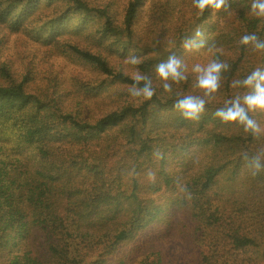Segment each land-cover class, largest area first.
Wrapping results in <instances>:
<instances>
[{"label": "trees", "instance_id": "16d2710c", "mask_svg": "<svg viewBox=\"0 0 264 264\" xmlns=\"http://www.w3.org/2000/svg\"><path fill=\"white\" fill-rule=\"evenodd\" d=\"M118 1L0 0V264H127L123 253L155 224L179 230L184 264H264V111L248 112L257 135L216 116L253 91L237 81L264 72V18L251 0L204 12L193 0H120L121 11ZM249 34L257 41L240 43ZM12 36L36 46L23 68L5 55ZM40 53L96 77L41 69ZM129 55L152 79L151 100L129 94ZM170 55L186 79L167 93L155 69ZM214 60L229 67L205 95L193 68ZM67 84L110 109L86 116L81 101L66 104ZM188 95L205 101L198 120L174 108ZM198 152L211 157L196 169ZM176 259L156 250L137 263Z\"/></svg>", "mask_w": 264, "mask_h": 264}, {"label": "clouds", "instance_id": "9594fccd", "mask_svg": "<svg viewBox=\"0 0 264 264\" xmlns=\"http://www.w3.org/2000/svg\"><path fill=\"white\" fill-rule=\"evenodd\" d=\"M228 0H193L194 6L201 12L208 8L220 10L225 8ZM251 13L258 18H264V0H251ZM202 33L197 31L196 35L200 36ZM257 41L255 34L244 35L240 43L249 44L250 42ZM185 48L190 47L189 43H185ZM257 49H264V43H256ZM125 62L136 67L135 73L131 79L133 83L129 86V94L132 97H143L146 100H151L156 95V89L153 87L152 79L149 75L142 73L139 70V65L142 59L135 55H129ZM185 65L182 60L175 55H170L166 62H161L156 66V73L158 78L163 81V91L167 93L172 92V81L179 84L182 80L186 79L184 74ZM228 64L219 60H214L206 67L197 64L193 71L198 73L197 86L204 90L205 95H211L217 92L220 88L221 74L228 70ZM143 82V87L140 84ZM237 84H242L246 88L253 89V91L243 96V104L239 96L230 101L231 107L226 110H218L216 116L220 117L225 122H238L244 126L246 132L251 131L253 135L260 133L261 129L254 119L248 115L249 111L257 109L264 111V72L259 68L252 72L250 76L243 81H237ZM174 108L181 113L185 118L198 120L200 114L205 110V101L198 97L191 95L185 96L183 99H178L174 103ZM256 169H260V164L257 161ZM256 173H253L255 175ZM154 179V176H150Z\"/></svg>", "mask_w": 264, "mask_h": 264}, {"label": "rangeland", "instance_id": "374dc122", "mask_svg": "<svg viewBox=\"0 0 264 264\" xmlns=\"http://www.w3.org/2000/svg\"><path fill=\"white\" fill-rule=\"evenodd\" d=\"M93 4L101 5L103 1L106 0H90ZM123 1H118L117 10L121 11L123 9ZM146 13V12H145ZM7 48L10 49L9 52L6 51L5 55H10L14 63L18 68H21V57L25 50H28L32 54V50L36 49V46L29 44L25 48L26 41L23 37L12 36ZM35 62L41 69L55 68L63 72L65 78L68 80L71 76H80L85 79L95 78L96 76L91 72L88 66L79 63L77 61L54 58L51 60H46L42 58L40 53L35 57ZM117 63V62H115ZM23 68V67H22ZM66 87L70 90L71 94L66 98V104H76V102L81 101V110L87 116L98 117L107 112L110 108L106 104L105 98L102 97H86L82 92H78L71 84H67ZM1 131V129H0ZM209 152H198L197 153V166L199 168L201 164H206L210 158ZM224 192L228 197L233 198L235 193ZM179 231V230H178ZM178 231L173 229L170 233L164 235L163 224H155L149 231H147L141 238L137 245H133L126 249L123 253L122 258L126 260L127 264H138L142 256L150 251L167 250V253L173 258H177L176 261L179 264H184L183 256L185 252L183 251L185 246L184 241L180 237Z\"/></svg>", "mask_w": 264, "mask_h": 264}]
</instances>
